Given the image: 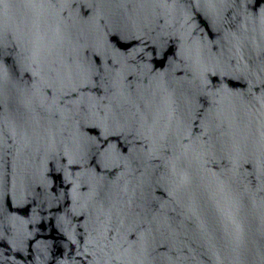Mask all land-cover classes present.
Segmentation results:
<instances>
[{"label": "water", "instance_id": "water-1", "mask_svg": "<svg viewBox=\"0 0 264 264\" xmlns=\"http://www.w3.org/2000/svg\"><path fill=\"white\" fill-rule=\"evenodd\" d=\"M0 264H264V0H0Z\"/></svg>", "mask_w": 264, "mask_h": 264}]
</instances>
